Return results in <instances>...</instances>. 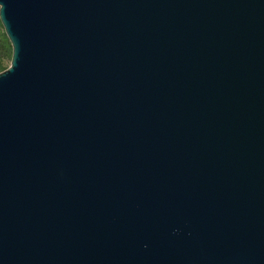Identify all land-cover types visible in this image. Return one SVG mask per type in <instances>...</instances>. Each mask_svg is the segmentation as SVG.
<instances>
[{"label":"water","instance_id":"1","mask_svg":"<svg viewBox=\"0 0 264 264\" xmlns=\"http://www.w3.org/2000/svg\"><path fill=\"white\" fill-rule=\"evenodd\" d=\"M0 21V264H264V0Z\"/></svg>","mask_w":264,"mask_h":264},{"label":"trees","instance_id":"2","mask_svg":"<svg viewBox=\"0 0 264 264\" xmlns=\"http://www.w3.org/2000/svg\"><path fill=\"white\" fill-rule=\"evenodd\" d=\"M0 27L4 29L1 23ZM6 58H12V45L5 33V30H3V32L0 34V72L6 70L9 67L5 65Z\"/></svg>","mask_w":264,"mask_h":264},{"label":"rangeland","instance_id":"3","mask_svg":"<svg viewBox=\"0 0 264 264\" xmlns=\"http://www.w3.org/2000/svg\"><path fill=\"white\" fill-rule=\"evenodd\" d=\"M1 23V22H0ZM2 24V23H1ZM3 30L4 29H2L1 27H0V34L3 32ZM10 63H11V59L10 58H6L5 59V65L6 66H10Z\"/></svg>","mask_w":264,"mask_h":264}]
</instances>
